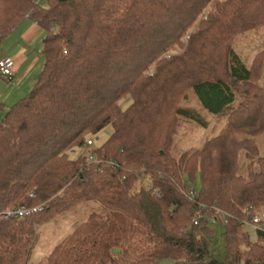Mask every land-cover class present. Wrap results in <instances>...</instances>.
I'll list each match as a JSON object with an SVG mask.
<instances>
[{"label":"trees","instance_id":"1","mask_svg":"<svg viewBox=\"0 0 264 264\" xmlns=\"http://www.w3.org/2000/svg\"><path fill=\"white\" fill-rule=\"evenodd\" d=\"M27 18L44 30V64L24 97L0 105V264H264V232L244 222L264 211V48L250 64L234 48L264 27V0H0V56ZM189 93L225 125L177 154L184 124L208 122L183 104ZM90 152L116 165H89ZM88 201L98 209L31 262L38 228ZM215 208L228 215L225 260L212 256Z\"/></svg>","mask_w":264,"mask_h":264},{"label":"rangeland","instance_id":"2","mask_svg":"<svg viewBox=\"0 0 264 264\" xmlns=\"http://www.w3.org/2000/svg\"><path fill=\"white\" fill-rule=\"evenodd\" d=\"M207 12L203 16V18H207ZM198 26L199 22L191 29L189 33L191 34L192 32L197 31ZM189 36L190 35L188 34L184 38L185 42H188ZM234 48L239 54H241L243 59L247 61V64H250L258 51L264 48V27L240 35L234 42ZM174 53H182V48L178 47V50H176V52ZM43 64L44 60L42 59L39 65L34 68L32 74L42 70ZM262 83H264V80ZM129 103V99H124L121 101V105L123 107H126ZM183 104L185 106L192 107L198 113H201V115H203L208 122L206 128L187 122L184 124L175 138L174 152L177 154L188 148L201 146L203 140L206 137H211L212 135L218 133L220 129L225 125V118L218 119L204 112L192 93H189ZM111 131V127H107L103 131H101L97 139V145H102L110 136ZM259 146L261 153L264 154V135L260 136L259 138ZM239 161L241 173L246 174L247 159L244 155V152L240 153ZM140 184L143 185V182H140ZM192 185L197 192L200 191L202 186L200 175L197 176L196 181ZM98 207V203H95L94 201H88L81 204L72 211L59 214L52 222L40 226L38 228V239L32 251L30 259L31 262H37L41 260L52 250V248L61 238L70 233L79 223L87 218L88 214L92 210L98 209ZM211 227L214 230L213 236L211 237L212 256L217 258L218 260H225V223L223 221H218L216 223H213ZM245 230L248 232L252 241L257 240V230L254 227L245 225ZM156 264H174V260L170 258L159 259L156 261Z\"/></svg>","mask_w":264,"mask_h":264},{"label":"crops","instance_id":"3","mask_svg":"<svg viewBox=\"0 0 264 264\" xmlns=\"http://www.w3.org/2000/svg\"><path fill=\"white\" fill-rule=\"evenodd\" d=\"M43 35L44 30L27 18L4 39L0 58L13 60L15 79L9 81L0 75V105L12 106L34 87L41 70L33 74L32 71L43 59Z\"/></svg>","mask_w":264,"mask_h":264},{"label":"built area","instance_id":"4","mask_svg":"<svg viewBox=\"0 0 264 264\" xmlns=\"http://www.w3.org/2000/svg\"><path fill=\"white\" fill-rule=\"evenodd\" d=\"M36 1H43V0H36ZM13 60L10 58H0V75L6 77L9 80H13L14 79V70H13ZM93 144V140L89 139L86 143V146L89 147ZM105 161H107L105 159V157H99L97 153L95 152H90L87 155L86 158V162L91 165V164H95L96 166H98L100 168V170H102V166L103 163H105ZM109 164L111 165H116V163H114L113 161L108 160L107 161ZM141 180V177H140ZM143 184L148 188H152L153 185L152 183L149 181L148 177H143ZM155 192L157 194V196H161V193L159 192V190L156 188ZM184 194L187 197L188 201H195V199L197 198L198 192L196 191V189L194 187H189L188 189H183ZM43 208V205H39L36 207H21V208H16L13 210H9L7 212V216H17V217H22V216H27L32 214L33 212L37 211V210H41ZM206 206L205 204H200L199 207L195 210V215H194V225L195 226H199L200 225V218L204 216L203 214V209H205ZM219 214L215 215V216H207L209 219V223H216L220 220L223 221H227V217L228 215L226 214V212L221 211L218 208H215ZM263 220H264V211L257 213V214H252L250 215L244 222L246 224L252 225L257 229H260L264 232V224H263Z\"/></svg>","mask_w":264,"mask_h":264},{"label":"water","instance_id":"5","mask_svg":"<svg viewBox=\"0 0 264 264\" xmlns=\"http://www.w3.org/2000/svg\"><path fill=\"white\" fill-rule=\"evenodd\" d=\"M117 251H119V250H117Z\"/></svg>","mask_w":264,"mask_h":264}]
</instances>
